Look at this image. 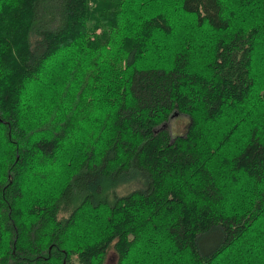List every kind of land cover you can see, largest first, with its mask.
Listing matches in <instances>:
<instances>
[{
	"label": "trees",
	"instance_id": "obj_1",
	"mask_svg": "<svg viewBox=\"0 0 264 264\" xmlns=\"http://www.w3.org/2000/svg\"><path fill=\"white\" fill-rule=\"evenodd\" d=\"M263 215L264 0H0V264H218Z\"/></svg>",
	"mask_w": 264,
	"mask_h": 264
},
{
	"label": "rangeland",
	"instance_id": "obj_2",
	"mask_svg": "<svg viewBox=\"0 0 264 264\" xmlns=\"http://www.w3.org/2000/svg\"><path fill=\"white\" fill-rule=\"evenodd\" d=\"M241 12V11H239ZM140 16V15H139ZM130 20H135L133 18V15L129 16ZM125 21H128V17L125 15H122L121 22L124 23ZM179 21H183V18H179ZM187 23H184L183 25H186ZM159 55V54H158ZM259 55V52L256 54ZM254 106L253 113L258 112L259 103L258 102H252L251 104ZM188 120L185 117L181 116H175L172 118L168 125L170 129H172L175 133H183L185 129V125L187 124ZM45 183L44 185H46ZM32 185H34L32 183ZM256 228L253 230L252 235H257V239H255L252 236H249L247 239V244H242L243 241L240 242V244L234 248L223 260H221L218 264H251L256 259L263 260L264 258V215L260 218L258 224L255 226ZM205 236L200 237L199 241L201 244H203L205 250L211 249L213 246V239L211 238H204ZM254 244V245H253ZM116 262V255L114 254L113 250L110 249L107 253L105 264H115ZM264 262V261H263ZM261 263V261H260Z\"/></svg>",
	"mask_w": 264,
	"mask_h": 264
}]
</instances>
